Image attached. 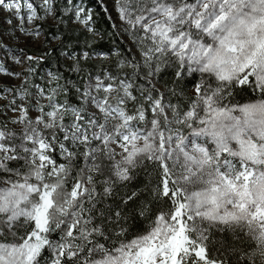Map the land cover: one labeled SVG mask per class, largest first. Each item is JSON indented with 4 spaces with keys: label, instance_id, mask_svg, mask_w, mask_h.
<instances>
[{
    "label": "snow or ice",
    "instance_id": "obj_1",
    "mask_svg": "<svg viewBox=\"0 0 264 264\" xmlns=\"http://www.w3.org/2000/svg\"><path fill=\"white\" fill-rule=\"evenodd\" d=\"M3 7L30 36L39 31L25 20L54 13L51 0L45 16L32 3L26 14ZM115 9L140 58L116 54L115 73L73 86L79 104L61 74L30 91L41 59L32 55L19 88L0 89L18 113L0 121V264H264V0H115ZM75 18L97 35L89 10ZM66 55L82 73L81 57ZM169 68L176 86L161 91ZM0 74L22 75L2 56ZM195 75L185 99L179 85ZM137 216L147 227L134 233Z\"/></svg>",
    "mask_w": 264,
    "mask_h": 264
},
{
    "label": "rangeland",
    "instance_id": "obj_2",
    "mask_svg": "<svg viewBox=\"0 0 264 264\" xmlns=\"http://www.w3.org/2000/svg\"><path fill=\"white\" fill-rule=\"evenodd\" d=\"M51 2H52V7L54 9V13L52 15H46L45 16L43 8L40 7V5L42 4V0H0V56H2L1 55V46L3 45L2 43L6 42V41L10 42L11 41L10 35L12 33L20 34L22 39L27 38V35L21 33L19 30L20 22L17 20V18L15 16V14H16L15 11L14 10L13 11L5 10V8L3 7L4 3L10 4L13 6L16 4H20L23 8L25 7V5H27V3H32L33 6L37 8L38 15L39 16H45V18L43 20H40V19L35 20L36 23L33 25L28 24L27 20L24 21V27L25 28L33 27L36 31H39V35H37L36 40H30L27 42H23V44L20 43L18 45L17 48L20 50L22 49L24 52V56L21 57V59L24 61V63L16 64V69H17L18 73H21L22 75L20 77H14V78L5 75L6 78H4L0 74V89L19 88V86L24 81V77L27 75V73L25 72V69L28 66V62L26 61V56L32 54V56H34V57H38V58L43 57L42 56L43 51L47 47V45L53 46L58 42V40H59L58 37H52L51 35L47 36V33H45V32L47 31L48 27H57L59 25L60 21L56 18L57 9L59 6H62V10L60 11L62 21L64 22V24H62L63 25L62 27H65L67 30L82 29V30L87 32V29L76 20L75 10L77 7H84L85 8L87 4H91V3L97 5L102 10V12H104L107 15V17L109 18L111 25H112V28H113L114 32L116 33V36L119 38V40L126 47L129 48L132 58L133 57H135L136 59L140 58V52H139L136 44L124 32V25L120 22L118 15H117V12H116V9H115V0H51ZM34 3H36V4L34 5ZM12 12H14V14H10ZM7 13L10 14L8 16V19L3 17V15H5ZM8 20H11L12 23L11 24L7 23ZM11 43H13V42H11ZM85 50L91 51L90 55H91V57H92L91 59L93 61H97V60L101 59L99 56V54H101V53H95L91 47L87 46L84 48V51H82L80 53L79 57H81V61L84 60L82 57H83ZM66 54H74V53L69 48L66 49L65 47H63L62 53H61V59L64 63L68 64L69 62H71V60L67 58ZM115 54H116V52H115ZM107 57H108V59L103 60L104 62L102 65H104V66H102V69L97 70V71H93V72H88V73H85L82 75L80 88H83L84 86H86V82H87V79L89 76L95 77L97 75L103 74L104 67H107L109 65L107 63L110 62V58L108 55H107ZM122 57H124V56H122ZM32 64L35 67L36 71H35V74L28 76V82L30 85H32L30 87V91H32L33 93H36L37 89H36L35 85H39L40 87H43L45 89L49 88L50 85H49L48 73L52 72V71H50L49 69H46V67H44L43 65H39L40 62H37L35 60L32 62ZM71 64H72V62H71ZM105 64H107V66H105ZM38 66H40V67L38 68ZM169 69H171V68H169ZM116 71H117V69L115 68L113 70V73H115ZM172 72H173V70H172ZM52 73H54V72H52ZM189 78H195L196 82L199 80L198 75L188 77V79ZM159 81H160V78H159ZM157 86L160 88L161 91L166 92V90H164L161 86H159V83ZM193 96H194L193 88L190 89L187 93H185V99L191 98ZM11 98H12L11 92L6 93L5 98H0V121H6L8 119H12L18 115V113H15L8 108V103H9V100ZM77 102L79 104L78 98H77ZM173 102H175V100H173ZM244 102H246V101H244ZM17 103H23V101H21L17 97ZM41 103L45 104L46 100L41 98ZM241 103H243V102H241ZM30 113L32 116L36 115L35 111H33L31 108H30ZM9 127L14 128L17 132H19V130H20L19 125H14V124L9 123ZM209 147H211V146L209 145ZM56 159L58 162H62L60 160L59 156H56Z\"/></svg>",
    "mask_w": 264,
    "mask_h": 264
},
{
    "label": "trees",
    "instance_id": "obj_3",
    "mask_svg": "<svg viewBox=\"0 0 264 264\" xmlns=\"http://www.w3.org/2000/svg\"><path fill=\"white\" fill-rule=\"evenodd\" d=\"M85 9L91 12L93 18L91 26L93 27L97 35H93L92 33L88 31L86 32L82 29L67 30L65 27H62V24H64L60 15L62 6H59L56 15V18L60 21L59 25L57 27H48L47 31L45 32L47 33V36L51 35L52 37H58L59 40L53 46L47 45V47L43 51V57H40L41 59L39 60V65H43L44 67H46V69H49L56 74H61L69 83L71 91L68 96V101L72 104H78L76 87H81L82 75L88 72L102 69V66H104L102 65L104 59H99L97 61H93L92 59L83 61L80 60V65L82 66L83 71L82 73L77 74L69 70V66L71 65L72 61L68 64L62 61L61 53L63 47H65L66 49L69 48L76 56H80V53L84 51V48L87 46L91 47L95 53L108 55L110 58V62L107 63L109 64V67L107 66V64H105V66L107 67H104V71L108 70L113 72V70L116 68L118 55L120 57L124 56L129 59L132 58L129 48L126 47L116 36V33L114 32L107 15L93 3L87 4ZM85 52H88L89 54L91 53V51L88 50H85ZM115 52L118 55H116ZM39 67L40 66H38V68ZM173 79L174 73L171 69H167L160 77L159 86L167 91L168 88L176 86L172 83ZM195 83V78H189L186 81H182L179 86L184 88V92L187 93L190 89L193 88V85ZM245 92L246 89L242 91L240 88H237L235 100L239 102L247 101L248 95H246ZM60 99H63V97H61ZM138 186L139 181H134L127 190L118 189L119 195L123 196L125 194V191L130 194L131 191L136 189ZM109 202L111 203L112 201ZM115 202L119 203V199L117 198ZM129 227L130 230L135 233L144 231L147 225L141 218L137 216L135 221L130 223ZM56 238L57 236L54 234L53 239ZM44 255L47 257L50 255V253L46 251Z\"/></svg>",
    "mask_w": 264,
    "mask_h": 264
},
{
    "label": "bare ground",
    "instance_id": "obj_4",
    "mask_svg": "<svg viewBox=\"0 0 264 264\" xmlns=\"http://www.w3.org/2000/svg\"><path fill=\"white\" fill-rule=\"evenodd\" d=\"M36 3H34V5H35ZM24 9H25V13H26V5H25V7H24ZM10 14H14V12H12V13H10ZM10 14H5V15H3V17L4 18H6V19H8V16L10 15ZM15 16H16V14H15ZM27 23L28 24H35L36 22L35 21H33V22H31V23H29L28 21H27ZM27 31H29V32H34V31H36L33 27H28V28H25ZM10 39H11V41L10 42H8V41H6V42H4V43H2L3 45L1 46V55H2V57L4 58V63H5V66L10 70V71H12V72H17L18 73V71H17V69H16V63H14V55L16 54V53H18V51L20 50V49H18L17 47H18V45L20 44V43H22L23 44V42H27V41H30V40H36L37 39V35H35V34H33V35H27V38H25V39H22L21 38V36H20V34H16V33H12L11 35H10ZM11 42H13V43H11ZM9 54V55H8ZM1 76L2 77H4V78H6V76L4 75V74H1ZM14 78V77H13ZM3 104V103H2Z\"/></svg>",
    "mask_w": 264,
    "mask_h": 264
}]
</instances>
